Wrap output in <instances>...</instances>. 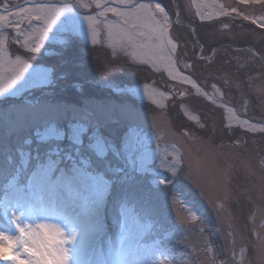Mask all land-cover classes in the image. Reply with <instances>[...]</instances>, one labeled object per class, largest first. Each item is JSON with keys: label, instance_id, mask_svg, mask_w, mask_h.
Masks as SVG:
<instances>
[{"label": "rangeland", "instance_id": "rangeland-1", "mask_svg": "<svg viewBox=\"0 0 264 264\" xmlns=\"http://www.w3.org/2000/svg\"><path fill=\"white\" fill-rule=\"evenodd\" d=\"M177 1H180L181 11L170 0H132L133 4L151 5L152 10L159 3L168 22L165 23L157 11L156 19L160 21L157 25L148 20L149 9H140L129 16L130 23L138 22V28L123 25L112 29L113 40L122 35V28L127 29L132 36L124 45L127 52H134L138 59L148 63H132L131 56L119 49L113 56L103 24L99 26L102 43L92 44L91 37L85 34L87 22L83 17L96 15L102 9L74 10L79 13L84 31H68L67 18L71 14L61 16L51 26L40 52L35 54L25 53L21 44L15 42V28L10 26L4 31L7 39L0 45V75L3 76L0 83L7 86L14 75L8 69L18 66L9 65L8 61L15 60L18 54L30 65L28 72L23 73L25 79L30 73L40 71L47 73L48 80L24 86H21L23 81L17 80L13 85L17 89L15 96H0V204L7 200L25 203L34 199L29 197V190H35L41 182L48 152L59 147L62 162L52 179L59 175L60 168L65 170V178L58 188L60 200L68 213L82 212L87 193L71 179L74 175L72 165L65 159L71 145L67 140L40 139L53 125L63 130L70 121L79 122L86 113L92 114L100 121L108 142H114L119 153L113 155L110 149L108 154L113 168L121 170L119 178L103 171L94 151L83 152L84 158L91 155L89 165L77 164L93 174L103 173L111 182L95 214L102 235L97 237L93 249H88L89 255L86 250L83 255L88 264L97 259L101 248L105 258H114L106 240L111 237L112 252H115L121 236L125 239L122 250L130 251L128 259L132 264H153L161 259V253L171 264H213V261L214 264H264V133L242 126L244 120L250 125L264 126V33L246 26L250 24L264 31L258 23L251 22L264 17V4L258 0L252 3ZM32 2L60 5L70 0ZM166 4H171L172 8ZM5 5L13 15L18 11L16 5L29 6L25 5V0H0V11ZM109 6L129 11L119 0H109ZM173 9L178 13L176 18L172 17ZM43 11L50 14L52 10ZM245 15L249 19L245 20ZM182 17L202 22L205 37H210L206 40L208 47L211 36L221 40L249 35L260 41L262 50L253 46H245L243 51L233 48L234 53L202 49L188 39L185 32L172 28L173 23L180 24ZM120 19L112 12L107 13L109 22ZM214 21L217 24L211 25ZM146 22L148 27L144 26ZM37 24L34 21L33 28ZM21 29L28 30L27 21ZM77 42L83 46H78ZM173 46L174 52L170 51ZM69 57L75 61L69 62ZM62 59L69 64L61 66ZM203 62L207 64L205 67ZM191 64L207 72L218 68L227 70L219 73L217 78L221 80H216L217 83L205 86L206 81L200 82L202 76L199 80L189 74V67L185 65ZM234 69L241 75L236 76L238 72ZM83 73L91 78L81 81H91L92 85L78 84ZM180 76H190L201 92L191 84L181 83ZM164 82L167 84L163 85ZM64 83L70 86H61ZM145 85L157 103H152L145 95ZM92 90L96 97L80 102L79 92L84 91L89 96ZM185 90L186 94L181 96L179 93ZM60 95L61 99L56 100ZM113 95L119 99L112 98ZM126 109L134 114L132 119L123 114ZM254 111L256 115L249 114ZM129 125L135 128L136 135L129 134ZM18 136L20 140L14 142ZM25 140H34V143L28 144ZM20 151L29 154L28 164L22 168L18 179L13 180L22 159ZM129 152L136 161L135 166L127 159ZM165 153L169 154L168 162L177 154L181 157V163L174 165L177 168L175 176L165 171L166 165L162 166ZM165 177V184L158 185L157 181ZM21 187L23 194L19 191ZM189 213L197 219H191ZM131 220L137 224L135 241L128 237Z\"/></svg>", "mask_w": 264, "mask_h": 264}, {"label": "snow or ice", "instance_id": "snow-or-ice-1", "mask_svg": "<svg viewBox=\"0 0 264 264\" xmlns=\"http://www.w3.org/2000/svg\"><path fill=\"white\" fill-rule=\"evenodd\" d=\"M245 2L252 3L257 2V0H241V3ZM258 2L264 4V0H258ZM119 3L129 8V11L125 12L118 7L109 6V0H70V2H64L60 5L33 3L32 0H25V5L29 6L16 5L15 7L18 8V11L14 15L7 5H5L3 10L0 11V22H4L0 24V45H3L4 40L7 39L4 35L5 29L11 26L17 31L15 42L21 44L25 53H39L44 41L48 39L51 26L61 16L66 13L71 14L67 18L68 31H75L77 29L84 31L79 13L74 12V10H91L95 8L102 10L97 11L96 15H84L83 17V21L87 22L85 34L91 37L92 44L102 43L101 28L99 26L103 24L105 39L108 42V47L112 48L113 56L118 54L119 49L126 55L131 56L132 63H148L149 61L138 59L134 52H127L124 46L125 42L132 39L127 29L122 28V35L115 40H113L112 29L123 25L138 28V22L130 23L129 16L140 9L150 10L149 21L157 25L160 24V21L156 19V12L158 11L165 23H167L168 17L165 14V10L159 3L155 4L154 10H152L151 5L133 4L132 0H119ZM44 9H51L52 11L50 14H46L43 11ZM233 11H235L234 8ZM108 12H112L121 19L109 22L107 20ZM243 18L245 20L249 19L246 15ZM138 20L139 18H137ZM25 21H27L28 30L21 29V25ZM34 21L38 22L35 28H33ZM251 22L253 24L258 23L261 28H264V17L252 19ZM144 26L148 27L149 23L146 22ZM62 27H65L63 23ZM138 34L144 35L143 32H139ZM170 51L174 52L175 47L173 46ZM8 64L18 67H10L8 69L14 72V75L10 77L7 86L0 83V96H15L17 89H14L13 85L16 84L17 80L23 81L21 86L48 80L47 73L40 71L34 74L30 73L29 78L25 79L23 73L28 72L30 65L19 54L16 55L15 60H9ZM185 67L190 68L191 65H185ZM171 78L176 79L177 77L172 76ZM179 79L181 83L191 84L198 93L201 92L196 82L190 76H180ZM2 80L3 76L0 75V81ZM212 87L215 89L216 85L214 84ZM135 94L133 90V95ZM179 94L181 96L185 95L186 90ZM203 94L206 95V93ZM145 95L148 96L152 103H157L148 92V85H145ZM161 95L165 94L161 93ZM123 114L128 119H132L134 116L127 109L124 110ZM242 126H247L249 131L264 133V126L250 125L248 120H244ZM128 132L130 135H136V130L131 125H129ZM36 135L39 136V133H36ZM49 138L57 141L67 140L68 144L71 145V149L65 159L72 165L74 175L71 179L78 183L87 193L84 197L82 212L75 213L74 215L68 213L66 206L60 200L58 188L60 182L65 178V170L60 168L59 175L56 176L55 180L52 177L62 162L60 159L62 150L59 147L52 148L47 154V167L43 169L41 182L35 190H29V197H34V199H28L25 203H22L20 200H7L6 203L0 204V262H3V264H70V261L73 264H88L83 259L84 252L90 243L91 236L94 233L100 232L95 214L100 208L104 195L111 186V182L105 179L103 173L93 174L92 172L85 171L83 167H77V164L89 165L91 155L88 158H84L83 152L91 150L94 151L97 163L103 171L109 172L119 178L121 174L120 168H113L111 161L108 159L110 149L113 155H119L114 142H108L109 138L104 136L100 121L94 115L87 113L79 122L70 121L64 126L63 130H58L53 125L47 130L46 135L40 137L41 140ZM85 138L88 141L87 144H85ZM25 143L31 144L34 143V140H25ZM19 155L22 159L20 167L16 170L17 176L13 177V180L18 179L20 171L28 164L27 157L29 154L20 151ZM167 155L169 154H163L162 166L166 165L165 171L175 176L177 168L174 165L181 163V157L177 154L171 162H168ZM53 156L57 157V159H53ZM127 159L129 163L135 166L136 161L133 160L131 152L128 153ZM140 164L142 166L143 162L141 161ZM166 179L167 177L159 179L157 184L164 185ZM19 191L23 194L24 188L21 187ZM189 215L191 219H197L191 213ZM106 243L108 244L109 253L114 258H105L104 250L101 248L97 253V259L92 264H132L128 259L130 251L122 250L125 246L123 236L119 239V246L115 252H112L111 237L107 238ZM138 243L136 241V244ZM131 246V243H129L128 247L130 248ZM208 251H211V249L209 248ZM241 252L243 254V249ZM160 256L161 259L154 261L153 264H171L164 257L163 253Z\"/></svg>", "mask_w": 264, "mask_h": 264}, {"label": "trees", "instance_id": "trees-1", "mask_svg": "<svg viewBox=\"0 0 264 264\" xmlns=\"http://www.w3.org/2000/svg\"><path fill=\"white\" fill-rule=\"evenodd\" d=\"M170 2H172V4L174 5V3H176V5H177V7H178V9H179V11H181V4H180V1H177L176 2V0H170ZM166 6L169 8V9H171L172 8V6H171V4L169 5V4H166ZM181 6V7H180ZM174 7H176V6H174ZM172 11V10H171ZM172 17L174 18L175 17V11H174V9H173V12H172ZM201 23L202 22H198L197 20H194L193 18H191V17H182V19H181V21H180V24L179 23H173V25H172V28H175L174 30L177 32V31H183V32H185V34H187V36H188V39H190L192 42H195V43H197V44H199L201 47H202V49L203 48H211V49H214L215 50V53H220L221 51H223V52H225L226 50V52H235V50L233 49V48H239V49H237V51L238 50H242L243 51V48L245 47V46H247V47H249L250 48V46H253L254 48H260L261 50H262V47L261 46H259V44H260V41H258V40H253V38H251L249 35L246 37V36H244V35H242L243 37L241 38V37H236V38H234V39H232V38H222L221 40H220V38L219 37H212L211 35V40H212V42H211V44H210V47H208L207 46V41L206 40H208V38H210L209 36H207V38L205 37V34H204V29H202V27H201ZM217 24V21H214V22H212L211 23V25H216ZM189 25H191V26H193V28H194V30L193 31H191L190 30V28H189ZM203 26H205L206 24H202ZM246 26L248 27V28H251V30H253V31H257L258 33H260V34H262V33H264V31L262 30V29H256V28H254L252 25H250V24H246ZM241 30H244V33H247V31H246V29L245 28H242ZM248 33L249 34H251L252 33V31H249L248 30ZM197 37V38H196ZM240 41H242V42H240ZM221 42V43H220ZM77 45L78 46H80V47H82L83 46V44H81V43H79L78 44V42H77ZM261 45V44H260ZM99 49V48H98ZM211 49H210V51H211ZM63 60V59H62ZM67 60H69V62H72V61H75V59L73 58V57H69ZM65 61V60H63V62H62V65L61 66H65V64H69V62L68 61ZM74 63V62H73ZM114 64H115V62H114ZM205 65H207L205 62H203V66L205 67ZM210 65V64H209ZM70 66H68V68H69ZM227 70V69H226ZM224 68H218V69H216L214 72L212 71V69L211 70H209V72H207V71H204V70H202V69H200V66H196V65H194V64H191V67L189 68V74H191V75H193L195 78H198L199 76H202V80H200L199 78V80H200V82L202 83V81L204 80V81H206V85L205 86H207L208 84H212L211 82H215V83H217V81H219V80H221V79H218L217 78V76L219 75V73L220 72H225L226 71ZM234 71L237 73L238 71L237 70H235L234 69ZM71 72V71H70ZM235 73V74H236ZM237 75H241L240 74V72H238L237 74H236V76ZM76 78H78L77 77V74H75L74 75ZM87 78H91L90 76H88L87 74H81V77H80V80H79V82H78V84L79 83H89V84H91L92 85V83H91V81H89V82H82L81 80H83V79H87ZM79 79V78H78ZM209 80V81H208ZM217 80V81H216ZM58 83H60V82H58ZM204 83V82H203ZM233 83V82H232ZM232 83H230V85L232 86ZM164 84H167V83H163V85ZM169 84V83H168ZM67 85H69L68 83H64L63 85H61V86H63V87H66ZM171 85H173V86H176L175 84H173V83H171ZM70 86V85H69ZM79 98H81V101L80 102H84V98H89V97H96L95 95H96V93L94 92V90H92L90 93H88V94H90L89 96H87L86 95V92H84V91H82V92H79ZM61 95L60 96H56V100H58L57 98H60L61 99ZM112 98H118V96L117 95H113V97ZM54 99V98H53ZM59 99V100H60ZM119 99V98H118ZM65 100V99H64ZM76 101V100H75ZM71 102L72 103H74V101H72L71 100ZM80 102H77L76 104H79ZM232 104H234L233 102H231ZM197 110V109H196ZM255 112V111H254ZM250 115H256V112L255 113H249ZM246 116H248V117H250L249 115H246ZM252 118V117H251ZM264 118V117H263ZM253 119V118H252ZM175 123H176V121H175ZM106 135H109L110 137H112L109 133H106V132H104ZM115 133H117V132H115ZM117 135V134H116ZM118 136H116V138H117ZM115 138V139H116ZM20 140V137L18 136V138H15L13 141L14 142H17V141H19ZM117 142V141H116ZM109 158H111L112 159V157H110L109 156Z\"/></svg>", "mask_w": 264, "mask_h": 264}, {"label": "bare ground", "instance_id": "bare-ground-1", "mask_svg": "<svg viewBox=\"0 0 264 264\" xmlns=\"http://www.w3.org/2000/svg\"><path fill=\"white\" fill-rule=\"evenodd\" d=\"M105 200V199H104ZM58 222V221H57ZM130 232H129V234H128V237H129V239L131 240V241H135V240H137V234H138V231H137V224L134 222V220H131L130 221ZM101 232H98V233H94V237H92L91 239H90V242H91V244L89 243V245L87 246V248H86V252L88 253V249H93V244H94V242L96 241V239H97V237L98 238H100V236L102 235V234H100ZM93 242V243H92ZM88 255H89V253H88ZM87 257V256H86ZM85 261H87L86 259H85Z\"/></svg>", "mask_w": 264, "mask_h": 264}]
</instances>
